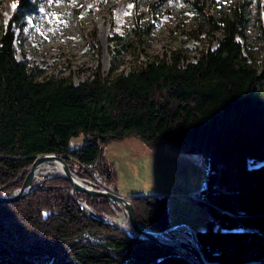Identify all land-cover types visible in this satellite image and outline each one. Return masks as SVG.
Segmentation results:
<instances>
[{
  "label": "trees",
  "instance_id": "1",
  "mask_svg": "<svg viewBox=\"0 0 264 264\" xmlns=\"http://www.w3.org/2000/svg\"><path fill=\"white\" fill-rule=\"evenodd\" d=\"M39 1L15 0L0 28V192L20 187L35 157L45 153L65 156L81 175L119 192L111 185L117 171L108 143L135 137L144 150L171 143L204 157L206 186L198 201L209 217L198 237L206 256L221 264H264V62L239 38L246 35L249 1L217 15L214 0H189L217 42L196 57L174 50L127 72L106 73L99 63L78 82L46 75L17 56L16 25ZM263 8L260 0L264 34ZM80 135L83 144L72 147ZM38 183L24 197L0 202V264H193L99 219L70 194L67 177ZM75 195L108 218L124 212L106 196ZM128 195L145 225L172 224L166 195Z\"/></svg>",
  "mask_w": 264,
  "mask_h": 264
},
{
  "label": "rangeland",
  "instance_id": "2",
  "mask_svg": "<svg viewBox=\"0 0 264 264\" xmlns=\"http://www.w3.org/2000/svg\"><path fill=\"white\" fill-rule=\"evenodd\" d=\"M137 1L135 12L133 0H40L36 9L16 25L17 56L44 69L46 75H71L78 82L90 77L99 63L106 73L127 72L174 50L196 57L211 43L201 14L191 1ZM248 1L246 35L239 38L261 64L264 34L258 11L260 0ZM238 2L214 0L213 9L219 15L230 11ZM16 4L15 0L0 3V28L8 23ZM261 16L264 17V8ZM119 35L122 38L117 40ZM216 43L214 39L212 44ZM83 142V135L73 137L71 146ZM144 148L143 142L135 137L108 143L106 155L117 171L111 185L122 194L166 195L172 223L183 222L194 229H204L209 214L197 199L206 178L204 157L171 143L156 150ZM259 162L262 161L256 163ZM56 174L53 169L46 170L36 181ZM110 219L128 222L123 211ZM172 232L174 238L192 240L188 230Z\"/></svg>",
  "mask_w": 264,
  "mask_h": 264
},
{
  "label": "water",
  "instance_id": "3",
  "mask_svg": "<svg viewBox=\"0 0 264 264\" xmlns=\"http://www.w3.org/2000/svg\"><path fill=\"white\" fill-rule=\"evenodd\" d=\"M48 161L57 165L58 171L56 176H65L70 180V194L82 206H85L95 213V215L102 221L116 226L125 225V227L122 228L129 234H134L139 237L154 240L164 247H168L179 252L184 257L189 259L193 264H221L219 261L211 260L206 256L202 243L198 237L197 229H194L183 222L172 223L170 226L161 230L146 226L139 220L137 216L131 195L113 191L106 186L98 185L91 177L80 175L78 168L72 167L67 158L61 154L45 153L37 155L32 164L28 167V171L22 185L12 193H0V202H12L18 200L31 193L34 189L40 187L41 184L36 181L37 179H41L38 171L41 165ZM76 192H85L91 196H106L117 201L120 205H122L127 216L128 223L106 217L105 215L98 212L96 208L89 204L86 200L76 197ZM184 227H186V229L191 233L192 240L177 239L170 235V232ZM187 251L191 252V256L187 254Z\"/></svg>",
  "mask_w": 264,
  "mask_h": 264
},
{
  "label": "bare ground",
  "instance_id": "4",
  "mask_svg": "<svg viewBox=\"0 0 264 264\" xmlns=\"http://www.w3.org/2000/svg\"><path fill=\"white\" fill-rule=\"evenodd\" d=\"M168 146V145H167ZM49 163H51V162H46L45 164H43V165H41V167H40V169H39V171H38V173L40 174V175H42V173L43 172H45L46 170H54V171H58V167H57V165H50ZM44 168H48V169H44ZM44 169V170H43ZM80 174V173H79ZM81 175V174H80ZM124 223H128V222H124ZM119 227H125V225L123 226H119ZM180 229H183V230H187L186 229V227H184V228H179L178 230H180ZM171 233V232H170Z\"/></svg>",
  "mask_w": 264,
  "mask_h": 264
},
{
  "label": "built area",
  "instance_id": "5",
  "mask_svg": "<svg viewBox=\"0 0 264 264\" xmlns=\"http://www.w3.org/2000/svg\"><path fill=\"white\" fill-rule=\"evenodd\" d=\"M205 186H206V183L203 182L202 187H205ZM202 197H203V192L201 191V193L197 196V199H201Z\"/></svg>",
  "mask_w": 264,
  "mask_h": 264
},
{
  "label": "crops",
  "instance_id": "6",
  "mask_svg": "<svg viewBox=\"0 0 264 264\" xmlns=\"http://www.w3.org/2000/svg\"><path fill=\"white\" fill-rule=\"evenodd\" d=\"M142 150H144V149H142ZM131 192H128V193H126V194H130Z\"/></svg>",
  "mask_w": 264,
  "mask_h": 264
}]
</instances>
